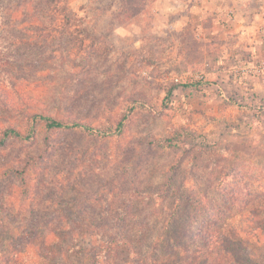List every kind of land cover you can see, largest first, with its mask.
<instances>
[{
  "label": "rangeland",
  "instance_id": "374dc122",
  "mask_svg": "<svg viewBox=\"0 0 264 264\" xmlns=\"http://www.w3.org/2000/svg\"><path fill=\"white\" fill-rule=\"evenodd\" d=\"M194 7L0 0V264H264V93Z\"/></svg>",
  "mask_w": 264,
  "mask_h": 264
},
{
  "label": "crops",
  "instance_id": "0c3cea01",
  "mask_svg": "<svg viewBox=\"0 0 264 264\" xmlns=\"http://www.w3.org/2000/svg\"><path fill=\"white\" fill-rule=\"evenodd\" d=\"M190 2L195 3L194 9L196 8V12L200 14L199 19L207 21L206 36L211 39L208 41L214 46L218 36L224 41L228 40L226 42L229 46H224L222 52L224 63L227 66L236 63L235 66L243 67V72L247 73L241 77V82L253 80L255 87L253 91H260L263 94L264 72L256 73L255 69L264 64V0H190ZM218 25L222 28H218ZM257 88L259 90H256Z\"/></svg>",
  "mask_w": 264,
  "mask_h": 264
},
{
  "label": "trees",
  "instance_id": "16d2710c",
  "mask_svg": "<svg viewBox=\"0 0 264 264\" xmlns=\"http://www.w3.org/2000/svg\"><path fill=\"white\" fill-rule=\"evenodd\" d=\"M144 105H141V107H143ZM39 117V124H44L45 128L47 131L51 132V131H56V130H72V129H78L81 130L83 132H91L92 130H95V127L85 123L84 121L81 120H71V121H64V120H58L55 119L51 116H43V115H38ZM123 123H120L116 129V132H121L122 130V125ZM35 130H32L30 135L28 136H24L20 131H17L15 129H10L5 133V138H9V137H15L21 140H28L30 139V137L32 135H34ZM107 134H112V131L109 129L108 131L104 132V135ZM169 144V141L166 140L164 141L163 144ZM174 217V214L171 215V218ZM172 226V222L170 224ZM225 230V229H223ZM113 242L111 239L107 240V243H111ZM102 247V245H101ZM108 251V250H106ZM17 254V253H16ZM86 259H88V263L87 264H96L97 259H98V252L93 253V255H91V257H86Z\"/></svg>",
  "mask_w": 264,
  "mask_h": 264
},
{
  "label": "built area",
  "instance_id": "2783aa9c",
  "mask_svg": "<svg viewBox=\"0 0 264 264\" xmlns=\"http://www.w3.org/2000/svg\"><path fill=\"white\" fill-rule=\"evenodd\" d=\"M255 70H256V73H263L264 72V64H261Z\"/></svg>",
  "mask_w": 264,
  "mask_h": 264
}]
</instances>
